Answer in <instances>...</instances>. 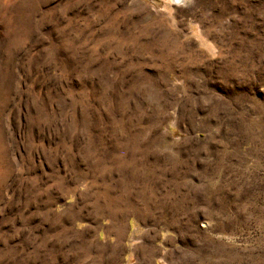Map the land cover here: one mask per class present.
Wrapping results in <instances>:
<instances>
[{
  "label": "rangeland",
  "instance_id": "obj_1",
  "mask_svg": "<svg viewBox=\"0 0 264 264\" xmlns=\"http://www.w3.org/2000/svg\"><path fill=\"white\" fill-rule=\"evenodd\" d=\"M0 264H264V0H0Z\"/></svg>",
  "mask_w": 264,
  "mask_h": 264
},
{
  "label": "water",
  "instance_id": "obj_2",
  "mask_svg": "<svg viewBox=\"0 0 264 264\" xmlns=\"http://www.w3.org/2000/svg\"><path fill=\"white\" fill-rule=\"evenodd\" d=\"M182 0H174L175 3H180Z\"/></svg>",
  "mask_w": 264,
  "mask_h": 264
}]
</instances>
